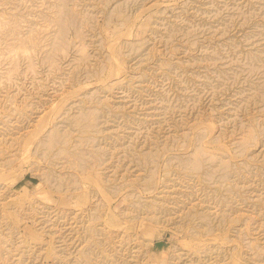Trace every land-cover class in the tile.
I'll list each match as a JSON object with an SVG mask.
<instances>
[{
  "label": "rangeland",
  "instance_id": "obj_1",
  "mask_svg": "<svg viewBox=\"0 0 264 264\" xmlns=\"http://www.w3.org/2000/svg\"><path fill=\"white\" fill-rule=\"evenodd\" d=\"M0 264H264V0H0Z\"/></svg>",
  "mask_w": 264,
  "mask_h": 264
}]
</instances>
